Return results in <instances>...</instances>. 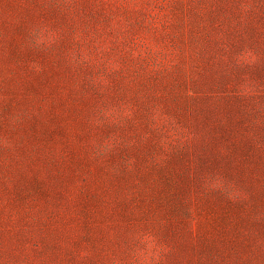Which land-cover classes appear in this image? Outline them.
<instances>
[{
  "label": "rangeland",
  "instance_id": "rangeland-1",
  "mask_svg": "<svg viewBox=\"0 0 264 264\" xmlns=\"http://www.w3.org/2000/svg\"><path fill=\"white\" fill-rule=\"evenodd\" d=\"M0 264H264V0H0Z\"/></svg>",
  "mask_w": 264,
  "mask_h": 264
}]
</instances>
